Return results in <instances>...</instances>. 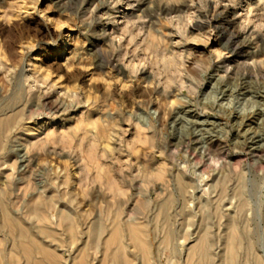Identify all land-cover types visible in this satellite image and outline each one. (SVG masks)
I'll return each mask as SVG.
<instances>
[{
	"label": "rangeland",
	"instance_id": "obj_1",
	"mask_svg": "<svg viewBox=\"0 0 264 264\" xmlns=\"http://www.w3.org/2000/svg\"><path fill=\"white\" fill-rule=\"evenodd\" d=\"M262 1L0 0V118L12 122L0 151V190H8L16 215L25 216L22 205L34 185L55 196L57 209L72 213V238L48 213L57 234L54 242L46 241L63 261L101 264L99 251L83 255L80 247L91 222L109 206L123 222L143 226L151 264H255L257 258L256 264H264V137H257L264 119L253 118L264 111ZM232 35L235 42L222 46ZM245 42L262 51L250 59L229 56ZM237 114L245 117L241 125ZM199 124L206 130L198 131ZM225 173L230 191L247 183L246 204L210 202V190ZM107 176L116 189L107 186ZM206 229L214 238L209 259L191 251ZM230 231L240 237L235 259L224 243ZM169 233L174 252L165 241ZM131 250L125 253L133 264Z\"/></svg>",
	"mask_w": 264,
	"mask_h": 264
},
{
	"label": "bare ground",
	"instance_id": "obj_2",
	"mask_svg": "<svg viewBox=\"0 0 264 264\" xmlns=\"http://www.w3.org/2000/svg\"><path fill=\"white\" fill-rule=\"evenodd\" d=\"M260 0H257L256 3H259ZM264 2V0L262 1ZM264 5V4H263ZM234 35L228 37L227 40L224 41V43L222 44V46H224L225 48H227L228 46H230L234 41ZM244 42V41H243ZM65 44H67V41H65ZM234 46V45H233ZM250 46V45H249ZM230 48V47H229ZM229 50V49H228ZM260 51H262V48L261 47H258V48H248V44L247 42H245V44L243 45H239L237 48H233V49H230L229 53H230V57H238V58H242V59H250L252 57H254L255 55H257ZM32 61L35 62L37 60V56H33L32 57ZM32 64V63H31ZM230 67V66H229ZM259 68V67H258ZM226 69V68H225ZM227 69H229L227 67ZM230 70V69H229ZM228 71V70H227ZM236 71H233L232 73H234ZM226 73V72H225ZM228 74V73H227ZM226 75V74H225ZM242 75V74H241ZM248 75V74H247ZM238 76V75H237ZM227 77V76H226ZM218 78V77H216ZM233 78V77H231ZM228 79V78H227ZM216 80V79H215ZM225 80V79H224ZM223 79L221 80L224 81ZM219 83V82H218ZM239 83L243 84L244 82L243 81H239ZM247 83V82H246ZM244 83V84H246ZM221 85V83H220ZM225 85V84H224ZM240 85V84H239ZM227 87V86H226ZM233 88V87H231ZM246 88V87H245ZM230 90V89H229ZM223 91V90H222ZM241 91V90H240ZM259 95V94H258ZM228 96V95H227ZM261 99V98H260ZM182 107V106H181ZM188 107V106H187ZM192 112V111H191ZM177 114V113H176ZM179 114V113H178ZM185 115V114H184ZM253 115V114H252ZM261 120V119H264V111H261V110H257L254 115H253V118ZM177 117V116H176ZM176 117L173 119L175 120ZM181 117V116H180ZM261 118V119H260ZM1 119V118H0ZM236 119L239 120V125H241L245 119V117H243L242 115H236ZM247 119V118H246ZM172 120V121H173ZM195 120V119H193ZM251 120V119H250ZM180 121V120H179ZM201 121V120H200ZM253 121V120H251ZM255 121V120H254ZM174 122V121H173ZM11 118H5V119H1L0 120V151L3 147V144H4V132L5 130H7V128H9L10 124H11ZM181 123V122H180ZM205 123V122H204ZM245 123V122H244ZM176 124V123H175ZM173 125V124H172ZM236 125V123H235ZM238 125V126H239ZM175 126V125H174ZM181 126V125H180ZM213 127V126H212ZM241 127V126H239ZM188 128V127H187ZM205 128H207L205 126ZM205 128H202V125L199 124V129L198 131L202 132V130H206ZM250 128V126H249ZM213 129V128H212ZM9 130H12V128H10ZM215 130V129H214ZM217 130V129H216ZM250 130V129H249ZM237 131V130H236ZM245 131V129H244ZM243 131V132H244ZM7 132V131H6ZM199 132V133H200ZM238 132V131H237ZM248 132V131H247ZM204 133V131H203ZM255 133V131H254ZM189 135V134H187ZM192 135V134H191ZM241 135H244V134H241ZM207 136V135H206ZM251 136V135H250ZM211 137V135H210ZM217 137V136H216ZM239 137V136H238ZM259 138L262 139V137H264V133L260 134L257 136ZM199 138V137H198ZM255 138V137H254ZM237 139V138H236ZM239 139V138H238ZM195 140V139H194ZM213 140V139H211ZM264 140V138H263ZM260 141V140H259ZM196 142V141H194ZM257 142V141H256ZM242 145V144H241ZM202 146V145H201ZM205 146V145H203ZM202 146V147H203ZM243 147V146H242ZM241 147V148H242ZM249 147V146H248ZM255 147V146H254ZM263 145H259L257 148H252L253 149V153H256V152H259L261 149H262ZM3 150V149H2ZM202 152V151H201ZM1 154V153H0ZM19 154V153H18ZM2 155V154H1ZM16 155V154H15ZM24 155V154H23ZM204 155V153L202 154ZM256 155V154H255ZM17 156V155H16ZM21 156V155H20ZM26 157V156H25ZM256 157H259V156H256ZM155 158V157H154ZM202 158V157H201ZM223 160V159H222ZM255 160V159H254ZM263 160V159H261ZM24 159L22 157L19 158V161L18 162H23ZM215 161V159H214ZM264 161V160H263ZM223 162V161H222ZM257 162V161H256ZM149 163V162H148ZM226 163V162H224ZM67 163H63V165L66 166ZM220 164V163H219ZM228 164V162H227ZM255 164V162H254ZM1 165V164H0ZM259 165V163L257 164ZM2 166V165H1ZM57 166V164L55 163L54 164V167ZM61 166V165H59ZM64 166V167H65ZM218 166V165H217ZM25 167V166H24ZM62 167V166H61ZM143 167V166H142ZM260 167V166H259ZM263 167V165H262ZM260 167V168H262ZM223 168V167H222ZM226 168V167H225ZM238 168V167H237ZM37 169V168H36ZM39 169V168H38ZM49 169V168H48ZM51 169V168H50ZM49 169V170H50ZM54 169V168H53ZM68 168H66L65 170H67ZM183 169V168H182ZM220 169V168H219ZM229 170V167L227 168ZM263 169V168H262ZM22 170V169H21ZM19 170V172L21 171ZM41 170V169H40ZM39 170V171H40ZM143 170V168H142ZM234 169L232 168V171ZM51 171V170H50ZM68 171V170H67ZM66 171V172H67ZM149 172V170H147ZM237 170L234 171V173L236 172ZM2 172V171H1ZM59 171H57L58 173ZM64 172V171H63ZM64 172V173H66ZM69 172V171H68ZM144 172V171H143ZM159 172V171H158ZM179 172V171H177ZM177 172L174 173L177 174ZM180 172H182L180 170ZM179 172V174H180ZM193 172V171H192ZM201 172V171H200ZM215 172V171H214ZM3 173V172H2ZM62 173V172H61ZM62 173V175L64 174ZM184 173V171H183ZM187 173V172H186ZM204 173V172H203ZM221 173V172H220ZM224 173V172H222ZM52 174V172H51ZM50 174V175H51ZM55 174V172H54ZM67 174V173H66ZM152 174V173H151ZM156 174V173H155ZM167 174V173H166ZM177 174V175H179ZM236 174V173H235ZM239 174V173H238ZM240 174H245L244 173H241L240 171ZM49 175V173H48ZM53 175V174H52ZM127 175V174H126ZM144 175V174H143ZM142 175V177H143ZM153 175V174H152ZM157 175V174H156ZM169 175V174H167ZM173 175V176H174ZM175 175V176H177ZM182 175H186V174H182ZM246 175V174H245ZM6 176V175H5ZM8 176V175H7ZM13 176V175H12ZM20 176V175H19ZM47 176V175H46ZM55 176V175H53ZM59 176V175H56V177ZM67 176V175H66ZM105 176V174H104ZM146 176V174H145ZM144 176V177H145ZM159 176V175H157ZM181 176V175H180ZM198 176V175H197ZM196 176V177H197ZM200 176V175H199ZM204 176V175H203ZM254 176V175H253ZM55 177V178H56ZM122 177V176H121ZM129 177V175H128ZM143 177V178H144ZM148 177V176H147ZM155 177V176H154ZM162 177V176H161ZM183 177V176H182ZM219 176L217 175L216 179L218 178ZM10 178H12L10 176ZM9 178V180H10ZM22 178V177H21ZM58 178V177H57ZM56 178V179H57ZM65 178V177H64ZM131 178V177H130ZM156 178V177H155ZM164 178V177H163ZM185 178V177H184ZM235 178V177H233ZM243 178V177H242ZM241 178V180H242ZM14 178H12L13 180ZM50 179V178H49ZM54 179V177H53ZM52 179V180H53ZM93 179V180H92ZM91 180L94 181V178H92ZM123 177H122V181H123ZM145 179V178H144ZM149 179V177H148ZM145 180V182H147V180ZM188 181H189V178H187ZM8 180V178L6 179ZM11 180V181H12ZM20 177L17 178V181L14 180L16 183L20 182ZM61 180H64L63 178ZM126 180V179H125ZM129 180V179H128ZM133 179H131L132 181ZM166 180V179H164ZM193 180H196L195 178ZM192 180V181H193ZM197 180H201L202 181V178L201 179H197ZM208 180V179H207ZM228 178L226 176V173L216 182V184L213 185L212 187V184L209 185V183H206L208 184L210 187H212L213 189L210 190L211 192L213 191V193H211L212 197L209 199L210 202H214L215 204H227V203H230L231 199H232V202H233V199L236 201V203H240V205L242 204H246V202L244 201V196H243V190H242V186L247 184H241V183H238L237 186L233 189V190H229L228 189V182H227ZM2 181V180H1ZM50 181V180H48ZM55 181V179H54ZM60 181V180H59ZM106 184L108 187H111V188H115L117 187V183L116 181H114L110 176H107L106 179ZM144 181V180H143ZM162 181V179L160 180ZM169 181V180H167ZM175 181V180H174ZM231 181V180H230ZM238 181V180H237ZM235 181V182H237ZM14 182V183H15ZM42 182V181H40ZM39 182V183H40ZM57 182V181H56ZM63 182H67V181H62ZM142 182V181H141ZM149 182V181H148ZM214 182V181H213ZM3 183V182H1ZM0 183V184H1ZM5 183V182H4ZM11 183V182H10ZM31 183V182H30ZM48 183V182H47ZM50 183V182H49ZM61 183V182H60ZM163 183V182H162ZM176 183V182H175ZM191 183V182H190ZM201 183L200 182V186H201ZM243 183V181H242ZM8 184V182H7ZM35 184V183H34ZM53 184V182H51V185ZM56 185V183H54ZM53 184V185H54ZM130 184V182H129ZM132 184V183H131ZM168 184V182H167ZM189 184V183H188ZM197 184H198V181H197ZM236 184V183H235ZM11 186V184H8ZM14 185V184H13ZM33 185V184H32ZM45 186V184H43ZM43 185H42V188H43ZM170 185V183H169ZM173 185V184H172ZM191 185V184H190ZM205 185V184H204ZM207 185V187H208ZM254 185V183H252V186ZM262 185V184H261ZM264 185V184H263ZM262 185V186H263ZM2 186H4L2 184ZM2 186H0L2 188ZM6 186V189H7V185ZM29 186V184H28ZM27 186V187H28ZM155 186V185H154ZM167 186V185H166ZM26 187V188H27ZM46 187V186H45ZM50 187V185H49ZM55 187V186H54ZM106 187V186H105ZM164 186H162L163 188ZM178 187H179V190L181 192L185 191V187H186V182L184 181V179H181L178 181ZM195 187V186H194ZM245 187V186H244ZM247 187V186H246ZM0 188V189H1ZM13 188V187H11ZM30 187L27 188V190H29ZM33 191L29 192V197L27 198V202H25L24 206V212H25V216L27 215V219L24 218L25 216H20V214L16 215V213L12 210L13 208L10 207V202L8 201L9 200V195H7L9 192L8 190H4L5 187L3 188V190H0V264H67L66 263V260L64 259V261L61 259V256L59 254H57L53 248L50 247V242H54V240H56L55 236L57 233H55L52 229L49 228V222L51 221L50 218L48 217V213L50 212L52 214V212H54L55 216H56V222H58L59 224H61L62 226V230H63V234H66L68 235V237H73L75 236L76 234V223L72 220V216H71V212L70 211H67L68 209H66V207L63 210V208L61 209H57V205L55 207V202L58 201V200H55V196L52 197L50 194L49 195H45L44 193L45 192H41L38 191V185H34V187H31V189H33ZM41 188V186H40ZM52 188V186H51ZM56 188V187H55ZM110 188V190H112ZM193 186L190 187V191L192 190ZM197 189V186L195 187ZM204 188V187H203ZM206 188V187H205ZM251 188V186H250ZM14 189V188H13ZM21 189V188H19ZM47 189V188H46ZM58 189V188H57ZM102 189V188H101ZM107 189V188H106ZM109 189V188H108ZM107 189V191H108ZM166 189V188H165ZM196 189H194L196 191ZM201 189V188H200ZM232 189V187H231ZM246 189H249V188H246ZM255 189V188H254ZM25 190V189H24ZM164 190V188H163ZM169 190V188H168ZM199 190V189H198ZM202 190V189H201ZM205 190V189H204ZM251 190V189H250ZM4 191V192H3ZM45 191V190H44ZM50 191V190H49ZM54 192V190H52ZM166 191V190H165ZM188 191V190H187ZM200 191V190H199ZM248 191V190H246ZM255 190H253V193H254ZM11 192V191H10ZM16 193L19 192L18 190L15 191ZM23 192V191H22ZM25 192V191H24ZM23 192V196H24V193ZM51 192V191H50ZM52 192V193H53ZM106 191H104L105 193ZM111 192V191H110ZM169 192V191H168ZM172 192V191H171ZM204 194H205V191H203ZM201 192V193H203ZM208 192V191H207ZM249 192V191H248ZM247 192V195L249 194ZM107 193V192H106ZM119 193V192H118ZM170 193V192H169ZM168 193V194H169ZM185 194V192H183ZM193 193V190L192 192ZM191 193H190V196L188 197H193L191 196ZM198 193V192H197ZM210 193V192H208ZM207 193V194H208ZM110 194V193H109ZM122 194V193H121ZM120 194V195H121ZM125 194V193H124ZM170 197V195H168ZM172 194V193H171ZM22 195V194H21ZM53 195V194H52ZM96 195V194H95ZM101 195V194H100ZM108 195V194H107ZM106 195V196H107ZM111 195L113 196V199L115 201H118V197H117V194L114 190H112L111 192ZM132 195V194H131ZM177 195V194H176ZM189 195V194H187ZM206 195V194H205ZM245 195V194H244ZM260 195V194H259ZM12 196V195H11ZM22 196V197H23ZM93 196V195H92ZM145 196V195H144ZM158 196V195H157ZM250 196V195H249ZM249 196L247 198H249ZM26 197V196H25ZM97 197V195H96ZM105 197V195L103 196ZM111 197V196H110ZM122 196H120V199ZM128 197V195H127ZM132 197V196H131ZM138 197V196H137ZM146 197V196H145ZM168 197V198H169ZM202 197V196H201ZM205 197V196H204ZM203 197V198H204ZM210 197V196H209ZM208 197V198H209ZM253 197V195H252ZM12 198V197H11ZM126 198V197H125ZM141 198V197H140ZM156 198V197H155ZM159 198V197H158ZM184 198V197H183ZM188 198V199H190ZM199 198V197H197ZM202 198V199H203ZM207 198V197H206ZM207 198V200H208ZM255 199V195L253 197ZM257 198V197H256ZM260 198V197H259ZM15 199V198H13ZM26 199V198H25ZM96 200H98L97 198H94ZM112 199V200H113ZM124 199V198H123ZM122 199V200H123ZM127 199V198H126ZM139 199V198H138ZM157 199V198H156ZM177 199V198H176ZM200 199V198H199ZM20 200H23L22 198ZM130 200V198H129ZM164 200V199H163ZM162 200V202H164ZM175 200V199H174ZM206 200V199H204ZM251 200V198L249 199ZM258 200V199H257ZM260 200V199H259ZM15 201V200H12V202ZM100 201V200H99ZM108 201V199H107ZM110 202H112L111 200H109ZM114 201V202H115ZM137 201V200H136ZM169 201L170 199H168V203L166 201L167 204H169ZM171 201H172V198H171ZM197 201V200H196ZM201 201V200H200ZM60 202V201H59ZM94 202V201H92ZM103 202L104 204V201H101ZM127 202V201H126ZM141 202V200H140ZM143 203H149L148 200L146 199H143L142 200ZM151 202V201H150ZM154 202V201H153ZM176 202V201H175ZM199 202V201H198ZM209 202V201H208ZM206 202V204L208 203ZM262 202V201H261ZM15 203V202H13ZM20 203V202H19ZM24 203V202H23ZM107 203V202H106ZM155 203V202H154ZM159 203V202H158ZM200 203V202H199ZM203 203V202H201ZM210 203V204H212ZM234 203V202H233ZM234 203V205L236 204ZM263 203V202H262ZM93 204V203H92ZM125 204V203H124ZM14 205V204H12ZM62 205V204H61ZM107 205V204H106ZM114 205V204H113ZM149 205V204H148ZM238 205V204H237ZM65 206V204H64ZM69 206V205H68ZM147 206V204H146ZM104 207V206H103ZM124 207V206H123ZM142 207V206H141ZM240 207V206H239ZM238 207V208H239ZM243 207H241L240 209H242ZM21 210V208H19ZM74 209V208H73ZM108 209L110 210H107L106 213H104L103 217H101V219L99 218V220H94L93 222H91V227H90V231L88 234H86V241L82 243L80 249H81V252L83 253V255L85 254V252L88 250V249H92L93 251L97 252L99 251L101 253V260H100V263L101 264H132L130 263L127 259H126V248L131 246L132 247V250H131V256H132V260L134 261L133 264H151L150 261L148 260L149 258V251H150V246L149 244L147 243L146 241V234L144 232V229H143V226L142 225H138V224H135V223H132L131 220L129 219V221H126V222H123L121 220V215H120V212L115 209L114 211H111V207L109 208L108 206ZM121 209V208H120ZM119 209V210H120ZM218 209V207H217ZM224 209V207L222 208ZM227 210V208H225ZM19 210V211H20ZM106 210V209H105ZM105 210H102V211H105ZM143 210V209H142ZM52 211V212H51ZM75 211V210H74ZM223 211V210H222ZM242 211V210H241ZM240 211V212H241ZM22 212V210L20 211V213ZM101 212V208H100V211ZM221 212V211H220ZM100 214V213H98ZM102 214V213H101ZM122 214V212H121ZM228 214V212H227ZM89 215V214H88ZM229 215V214H228ZM240 215V214H239ZM53 216V215H52ZM90 216V215H89ZM99 216V215H97ZM224 217V216H223ZM76 218V217H74ZM86 218V217H85ZM84 218V219H85ZM88 218V216H87ZM98 218V217H97ZM87 220V219H86ZM53 222V221H52ZM85 222V221H84ZM58 223H56L57 225V228L59 229L60 227H58ZM230 223V228L233 226H231V221H229ZM53 224V223H52ZM51 225V223H50ZM54 225V224H53ZM52 226V225H51ZM89 226H90V222H89ZM53 228V226H52ZM56 228V227H55ZM205 228V227H204ZM60 229V231H61ZM87 229V228H86ZM56 230V229H55ZM86 231V230H85ZM234 231V230H233ZM87 232V231H86ZM85 232V233H86ZM81 233V232H80ZM84 233V232H83ZM82 233V234H83ZM78 235V234H77ZM213 237V235H212ZM127 239V242H126V239ZM172 236L171 234H167L165 236V241H167L170 245L172 244ZM198 242L197 244H193L194 245V248L192 247V245L190 247H192L193 249H189V252L192 251V254L195 253L196 255H198V258H203L205 259L204 257H207L206 255L209 253V249H210V246L212 245L211 244V241L214 240V238H210V235H209V231L206 229L202 232L200 238L198 237ZM212 239V240H211ZM225 239L226 241L224 242L226 244V246L230 249L229 250V255L231 256V258L236 255L235 252V249L237 248V246L240 244V237L238 234H235V233H232V231H230V233L227 235H225ZM46 240H49V241H46V243H44V241ZM172 240V241H171ZM197 241V240H196ZM196 243V242H195ZM214 243V242H213ZM224 244V245H225ZM172 247L171 250L172 252L175 251V247L174 245L172 244ZM213 247V246H211ZM226 247V249H228ZM178 248V247H177ZM191 250V251H190ZM212 251V250H211ZM171 252V253H172ZM178 252V250H177ZM175 252V253H177ZM188 252V251H187ZM236 252H237V249H236ZM192 254L189 255L192 257ZM227 254H228V251H227ZM235 254V255H234ZM185 255H188V254H185ZM195 255V257H196ZM209 255V254H208ZM228 255V256H229ZM174 256V255H173ZM176 256V254H175ZM188 257V256H186ZM185 257V260H184V263L186 261V258ZM191 257L189 258L191 260ZM210 257V255L208 256ZM207 257V259H209ZM255 258L258 257L257 256H254ZM197 258V259H198ZM230 257H228L229 259ZM236 258V256H235ZM234 258V259H235ZM188 259V260H189ZM193 259V257H192ZM189 260V261H190ZM231 260V259H230ZM229 260V261H230ZM233 260V259H232ZM259 259L257 258L256 262L259 263L258 261ZM187 261V262H189ZM199 261V260H198ZM231 264V262H229ZM235 261V260H234ZM197 262V260H196ZM195 262V264H196ZM256 262L254 261V263L256 264ZM261 262V261H260ZM191 263V262H190ZM189 263V264H190ZM207 263V262H206ZM257 263V264H258ZM262 263V262H261ZM79 264H82V260L80 259L79 260ZM188 264V263H187ZM192 264V263H191ZM203 264V263H202ZM232 264H233V261H232Z\"/></svg>",
	"mask_w": 264,
	"mask_h": 264
}]
</instances>
